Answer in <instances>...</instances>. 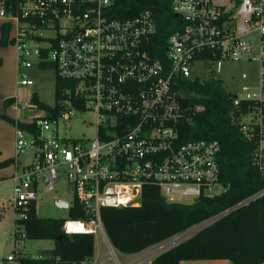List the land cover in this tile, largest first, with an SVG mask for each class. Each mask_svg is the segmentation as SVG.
Returning <instances> with one entry per match:
<instances>
[{
	"label": "built area",
	"instance_id": "built-area-1",
	"mask_svg": "<svg viewBox=\"0 0 264 264\" xmlns=\"http://www.w3.org/2000/svg\"><path fill=\"white\" fill-rule=\"evenodd\" d=\"M117 1L0 0V20L9 25L19 70L49 66L74 85L62 90L66 97L58 115L42 109L27 120L29 127L15 125V156L31 155L11 176L14 219L26 218L38 190L51 191L62 170L73 194L70 204L65 200L67 211L75 200L85 217L64 218L61 230L100 235L108 248L103 207L139 205L149 183L169 202L192 201L219 184V144L183 140L182 125L189 119L177 82L191 76L196 61L258 64L253 86L244 82L225 89L238 111L232 120L252 140L253 161L264 180V0H171L172 11L186 23L168 36L164 59L147 50L154 31L148 14L116 17ZM17 83L34 85L26 72ZM76 105L95 112L94 137L59 134L60 119L70 118L66 106ZM263 195L264 186L238 205ZM184 237L176 235L155 252ZM11 239L23 246V227L15 225ZM108 253L114 264H122L113 250ZM23 255L15 247L0 256V264H20Z\"/></svg>",
	"mask_w": 264,
	"mask_h": 264
},
{
	"label": "trees",
	"instance_id": "trees-1",
	"mask_svg": "<svg viewBox=\"0 0 264 264\" xmlns=\"http://www.w3.org/2000/svg\"><path fill=\"white\" fill-rule=\"evenodd\" d=\"M114 16L133 18L147 13L154 23L147 50L157 59L166 58L168 36L186 21L177 16L171 0H118ZM8 24L1 27L0 44H11ZM73 83L55 75L54 103L41 102L35 93L30 100L40 109L58 115L64 106L63 89ZM177 89L189 119L182 125L183 140L203 139L219 144L218 182L220 193H202L190 202H169L160 188L146 184L139 205L103 207L101 220L107 239L115 251L139 253L175 235L198 227L190 236L159 252L149 264H180L192 260H229L231 264H264V195L246 205L244 198L264 186L253 161L254 144L232 120L238 114L232 94L220 80L179 77ZM12 102V101H10ZM200 106L201 109L196 108ZM80 108V105H76ZM22 128L29 123L9 118ZM15 158L0 159V169ZM69 218H83L85 211L74 200ZM64 218L40 217L33 202L26 218L14 219L16 229L23 227L26 238L51 240L46 257L23 255L20 264H89L94 256L93 234H66L61 230Z\"/></svg>",
	"mask_w": 264,
	"mask_h": 264
},
{
	"label": "rangeland",
	"instance_id": "rangeland-1",
	"mask_svg": "<svg viewBox=\"0 0 264 264\" xmlns=\"http://www.w3.org/2000/svg\"><path fill=\"white\" fill-rule=\"evenodd\" d=\"M3 46V49L8 54V56L14 59V47L10 43ZM258 71V64L248 61L223 60L219 63L207 62L206 65L204 62L196 61L193 63L190 69V75L192 77H198L202 80H220L226 89L235 90L239 84L244 82L248 83L250 86H253L257 81ZM23 72H26V74L33 79L34 85L25 87L17 83L19 74ZM243 73L247 75V79L245 81L241 79V75ZM54 84L55 73L52 67L48 66L41 68L34 65L28 69L19 70L18 68L17 71L15 67V59L13 61L7 59L6 62H2L0 66V100L2 101L0 104V120L3 121V123H12L9 118L13 117H10L7 113L8 109L11 111V114H15L19 111L21 121L24 122H27V120L35 113H42V109L32 104L30 100L31 94L35 93L41 102L52 105L54 103ZM3 96H6L7 98L5 97L3 100L1 98ZM15 100L16 102H18L17 100H20L18 102V107L15 106ZM26 103H28V105ZM25 104L26 107L24 106ZM66 108L70 111V118L68 120L60 119L58 123L59 134L64 137L73 138L94 137L96 124L95 112H93L91 109L82 110L71 106H66ZM23 117H25L26 120ZM30 155L31 153L28 151L25 154L19 155V157L21 158L22 162H27L30 159H28ZM3 171L5 172L6 177L2 179L0 184V256L11 252L15 247H18L20 250L24 251L26 255L32 257H46L50 255V249L53 247V242L51 240L26 238L24 245L21 246L11 239L15 229V216L14 209L10 203V196L12 195V187L14 182L10 177L14 173V168L6 167L3 169ZM223 189L224 187L221 184H216L212 187L209 194L220 193L223 191ZM72 197V188L66 181L64 171L61 170L59 180L51 191H44L42 188L38 190L36 213L40 217L66 218L68 217L67 207H57L54 201L56 198L64 199L70 204ZM190 201V198H182V202ZM197 228L198 227H195L182 232L185 233L184 238L190 236V234ZM173 237L156 244L154 247L158 248L166 244V242L170 241ZM103 244L104 243L102 242L100 235L94 236V252L96 254L102 253ZM109 248L114 251L116 258H118V260L124 264L125 261L123 260L124 257L122 254L115 251L112 246ZM109 248L105 246L104 251H106L105 256L111 260H107L105 257L104 264H114L112 261L114 260L113 254L108 253ZM150 249L151 247L147 248L146 250Z\"/></svg>",
	"mask_w": 264,
	"mask_h": 264
},
{
	"label": "crops",
	"instance_id": "crops-1",
	"mask_svg": "<svg viewBox=\"0 0 264 264\" xmlns=\"http://www.w3.org/2000/svg\"><path fill=\"white\" fill-rule=\"evenodd\" d=\"M3 24H4V22L2 20H0V36H1V27ZM3 47L4 46L0 44V61H1V64H2V62H6L7 59L12 60V61L15 59V67L18 71L15 48H14V59H13L12 57L8 56V54L4 51ZM1 64H0V66H1ZM5 97L6 96H3L1 98L5 99ZM17 101L19 102L20 100H17ZM18 102H16V100L14 102L15 106H17V107H18ZM1 103H2V101L0 100V104ZM0 111H1V105H0ZM7 113L9 114L10 117H13V119L21 120V117L19 115V111L17 112L18 115H17V113L11 114V111L9 109L7 110ZM23 118L26 120L25 117H23ZM14 142H15V125H14V123H10V124L6 123V122L3 123V121L0 120V159L15 158V162L12 165L8 166L9 168L10 167L14 168V172H15L17 167L22 166L24 164V162H22V160L19 156H15ZM3 169L4 168H2L0 170V178H1L0 184L2 182V179H4L6 177ZM105 246L106 245L103 244L102 253L96 254L94 252V256L91 259L89 264H104V259L106 257L105 256L106 251H104ZM154 246H156V245H154ZM154 246H151L150 250L145 249V250H143L139 253H135V254H122V253H120V254H122V256L124 257L123 260L125 261L124 262L125 264H149L151 262V260L157 255V253L160 252V251H158L156 253L155 251H157V248ZM36 257H38V256H36ZM106 259L111 260L110 258H107V257H106ZM180 264H231V262L227 259H225V260H192V261L187 260V261H181Z\"/></svg>",
	"mask_w": 264,
	"mask_h": 264
},
{
	"label": "water",
	"instance_id": "water-1",
	"mask_svg": "<svg viewBox=\"0 0 264 264\" xmlns=\"http://www.w3.org/2000/svg\"><path fill=\"white\" fill-rule=\"evenodd\" d=\"M54 203L56 204L57 207H62V208L67 207V202L62 199H55Z\"/></svg>",
	"mask_w": 264,
	"mask_h": 264
}]
</instances>
